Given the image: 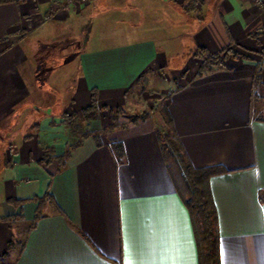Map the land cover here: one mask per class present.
<instances>
[{
  "label": "crops",
  "instance_id": "obj_1",
  "mask_svg": "<svg viewBox=\"0 0 264 264\" xmlns=\"http://www.w3.org/2000/svg\"><path fill=\"white\" fill-rule=\"evenodd\" d=\"M62 2H0L2 263L197 264L190 216L158 139L166 132L194 168L225 169L208 180L220 264H264V3L91 0L65 10ZM152 7L158 26L138 31ZM110 12L132 19L133 31L93 47L75 37L69 53L60 54L59 42L50 48L59 54L29 51L46 47L44 28L79 27ZM196 46L236 56L198 75ZM72 60L74 72L53 77ZM174 80L180 85L170 90ZM154 102L169 123L147 111ZM117 108L147 114L128 121L120 112L111 126ZM65 114L89 118L82 134L69 131ZM46 193L40 211L23 201Z\"/></svg>",
  "mask_w": 264,
  "mask_h": 264
},
{
  "label": "trees",
  "instance_id": "obj_2",
  "mask_svg": "<svg viewBox=\"0 0 264 264\" xmlns=\"http://www.w3.org/2000/svg\"><path fill=\"white\" fill-rule=\"evenodd\" d=\"M1 1L5 0H0V2ZM260 54L264 55V49ZM192 56L200 60L198 71V75H200L213 68L226 67L225 60L230 56L236 55L229 47L216 53H211L203 46H196L192 51ZM94 105L95 98L93 94L90 108L93 109ZM116 112L119 114L121 111L117 108ZM144 117L145 116L142 118ZM167 118L166 122L169 123L170 118L168 115ZM75 119V114L64 116V122L70 128L73 127ZM114 125L115 122L111 124V126ZM158 139L166 168L172 179L175 190L187 208L190 216L196 243L197 264H220L218 221L216 208L208 186V180L213 175L225 172V169L221 166L194 168L182 152L180 144L176 139L166 132L158 133ZM111 147L117 159L121 160L123 156L122 144L114 142ZM46 199H50V196L47 193L23 201L32 200L38 202L40 211L44 205L43 202ZM23 201L13 200L12 202L20 204ZM39 211L37 212L33 223L39 218ZM10 246L11 243L8 244V248ZM0 264H3L1 256Z\"/></svg>",
  "mask_w": 264,
  "mask_h": 264
},
{
  "label": "rangeland",
  "instance_id": "obj_3",
  "mask_svg": "<svg viewBox=\"0 0 264 264\" xmlns=\"http://www.w3.org/2000/svg\"><path fill=\"white\" fill-rule=\"evenodd\" d=\"M91 0H77L72 4H79V6L81 4H87L89 3ZM254 3V2H253ZM258 5V4H256ZM62 6V3L61 5ZM63 8V7H62ZM67 10V9H65ZM117 12H110L109 14H103V15H99L100 17L97 18V20L95 21H91V23L85 25L84 23L86 22V20L83 21V23H81L82 25H79V27H77V24L75 26L72 25H65L62 27H52L50 26V29H45V35L47 37V39L45 40V44L46 47H40L36 46V44H33L31 47L29 46V51L34 53V54H59L58 51L55 50H51L50 48H52V46H54L55 43L59 42L58 45L60 46V49H62V51H60V54L62 53H69V52H73V50L75 51V46L74 45H70L71 43H73V38L77 37H81L79 38L80 40H91L92 43L90 44H85L82 47H93V46H100V45H104L107 42H109L110 40H114L115 36H126L125 33H128L129 31H133V29L135 28V24H133L132 19L125 17H122V15L116 14ZM158 14L155 12L154 8L152 7V13L151 12H145L144 14V20L139 23L140 25H137V29L138 31L147 29L149 30V24L152 25V27H157L158 26ZM135 23V22H134ZM54 28V29H51ZM53 30V31H52ZM53 32V33H52ZM55 34V35H54ZM55 36V37H54ZM57 36V37H56ZM68 41V43H67ZM96 41V42H95ZM79 44H76V47H78ZM80 48V47H79ZM65 49V50H63ZM62 52V53H61ZM57 71L54 73L56 74L53 77H62L65 78L70 72H74L76 69V62L75 60L70 61L69 63H65V64H61L59 67H57ZM47 70H44V68L40 69V76H43L44 73H46ZM181 77L183 78L184 75H181ZM182 81V80H180ZM180 84L178 83V81L174 80L170 86V90L172 88H176L178 87ZM63 96V94L61 95ZM168 96V92H164L161 93L159 95L160 100L162 101L163 99H165ZM148 112L150 111H156L158 112V114L164 119V123L167 124L166 119L167 118V114L165 112V108L162 106V102H154V106H152L149 110H147ZM146 111V112H147ZM121 112L123 113V115H125L127 117L126 120L131 121L133 119H135L136 117H139L140 115H144L147 114L146 112H143L141 114H139L138 111L130 109L127 111H124V109H121ZM120 114V113H119ZM116 110L113 111V120L116 122V118L119 115ZM66 116V114L64 115ZM63 116V117H64ZM83 117H81V119L79 120L78 116L76 115V119L73 122V127H68L66 125V127L69 129L70 132L72 131H77L79 134H82L84 131V126H86L87 121L89 120L88 117H86L85 115H82ZM141 116V117H142ZM83 118V119H82ZM6 133H0V140H3L5 138ZM72 138V139H71ZM69 141H71V143L74 141V138L72 135H70L67 138ZM262 199L264 200V191L262 192ZM18 238V237H17ZM19 239V238H18ZM14 240V242L11 243V246L14 245H18L19 241Z\"/></svg>",
  "mask_w": 264,
  "mask_h": 264
},
{
  "label": "built area",
  "instance_id": "obj_4",
  "mask_svg": "<svg viewBox=\"0 0 264 264\" xmlns=\"http://www.w3.org/2000/svg\"><path fill=\"white\" fill-rule=\"evenodd\" d=\"M77 0H63L62 6L64 9H67L69 5L74 3ZM80 1V0H79ZM255 4L262 5L264 3V0H252Z\"/></svg>",
  "mask_w": 264,
  "mask_h": 264
}]
</instances>
